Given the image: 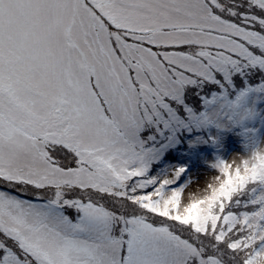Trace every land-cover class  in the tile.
Instances as JSON below:
<instances>
[{
	"label": "snow or ice",
	"instance_id": "6c2138e0",
	"mask_svg": "<svg viewBox=\"0 0 264 264\" xmlns=\"http://www.w3.org/2000/svg\"><path fill=\"white\" fill-rule=\"evenodd\" d=\"M260 101L264 0H0V264H257Z\"/></svg>",
	"mask_w": 264,
	"mask_h": 264
},
{
	"label": "rangeland",
	"instance_id": "374dc122",
	"mask_svg": "<svg viewBox=\"0 0 264 264\" xmlns=\"http://www.w3.org/2000/svg\"><path fill=\"white\" fill-rule=\"evenodd\" d=\"M258 107L260 108H264V101H260L258 103ZM237 147H239V144H237ZM239 155H241V153H231L229 154L226 159L228 160V162H232L233 159H237L239 157ZM217 173L212 171V172H208V178L209 180L211 179V177L215 176ZM187 179L191 180V181H195L192 184V187H190L187 191L190 194H199V192H201L203 190V181L199 180L200 177L197 176H190ZM197 185H200V187L198 188Z\"/></svg>",
	"mask_w": 264,
	"mask_h": 264
},
{
	"label": "clouds",
	"instance_id": "9594fccd",
	"mask_svg": "<svg viewBox=\"0 0 264 264\" xmlns=\"http://www.w3.org/2000/svg\"><path fill=\"white\" fill-rule=\"evenodd\" d=\"M257 264H264V258H261L259 261H257Z\"/></svg>",
	"mask_w": 264,
	"mask_h": 264
}]
</instances>
